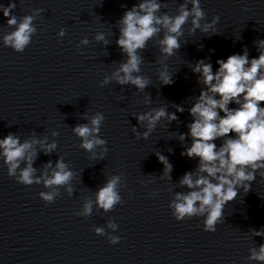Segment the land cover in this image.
Returning a JSON list of instances; mask_svg holds the SVG:
<instances>
[{
    "label": "clouds",
    "instance_id": "1",
    "mask_svg": "<svg viewBox=\"0 0 264 264\" xmlns=\"http://www.w3.org/2000/svg\"><path fill=\"white\" fill-rule=\"evenodd\" d=\"M15 7L14 2L7 7L0 5V11L7 18V26L13 28L0 39L5 47L22 53L32 42V37L38 34L34 21L44 10L32 9L31 15L18 19L12 14ZM162 7L166 8L167 5L159 0H141L117 21L119 37L116 44L126 59L103 78L99 85L101 88L115 82L121 86H134L137 92H144L150 82L148 77L140 74L144 62L141 53L147 48L148 42L161 33L162 38L155 40L160 53V59L156 61L160 65L157 76L160 84L172 85L173 74L169 72L166 61L181 48L180 38L185 34L184 26L190 22L187 29L189 35H194L197 30L204 34H217L216 24L220 17L214 16L211 22L202 23L206 14L200 6V0H184L175 15L161 13ZM65 34V29L61 28L58 37L63 38ZM94 39L103 46L109 45L103 32L95 34ZM88 44L89 40L85 37L80 40L78 48ZM254 44L258 57L250 59L245 47L242 54L217 59L218 68L215 72L212 63L204 59L190 66L193 73L197 74V83L203 87L198 96L188 98L193 101L188 108L192 120L187 125L189 131L177 133V140L184 147L181 155L198 159V163L179 179L178 186L187 191L174 192L168 207L178 222L193 217L203 218V230L209 233H214L217 225L225 220L224 209L238 197L240 190L246 195L251 191L257 176L264 180V40H256ZM145 103H150V97L145 99ZM173 105L176 112L185 111L183 106ZM135 117L138 125L144 129L141 132L132 126L131 131L138 140H147L162 120H167L169 124L178 120L176 113L167 111L164 106L151 108ZM82 119L87 122L72 128L74 135L81 141L79 147L93 158L102 160L109 151L107 140L99 135L105 116L101 112L91 116L84 113ZM58 135L55 130L51 132L52 137ZM189 137L190 145L186 143ZM217 140L221 141L219 145ZM57 146L55 140L49 142L47 135L41 138L33 134L21 141L20 136L9 132L0 139V159L7 167L8 176L25 186L42 184L47 191H41L39 196L45 204L53 203L61 195V188L69 197L75 191L72 181L76 173L63 157H59L54 164L49 160L39 170V174L33 166L39 152L51 155ZM172 151L168 149V152ZM155 155L163 165L159 179L172 181L173 165L161 152H155ZM123 175L107 176L106 182L93 193L95 199L86 197L75 215L87 218L94 206L104 213L115 210L117 205L123 203L120 194L124 186ZM148 183H152V180ZM149 195L155 197L157 193L153 191ZM106 228L115 232L118 224L110 218ZM94 232L97 236H106L110 245H116L121 240V237L106 232L105 227H94ZM252 235L264 237V228L252 229ZM249 253L248 260L264 264V244L250 248Z\"/></svg>",
    "mask_w": 264,
    "mask_h": 264
}]
</instances>
